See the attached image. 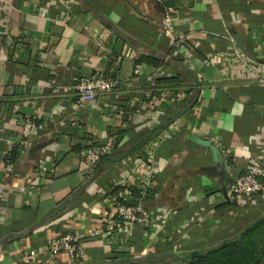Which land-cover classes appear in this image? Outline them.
I'll return each instance as SVG.
<instances>
[{"label": "crops", "instance_id": "crops-1", "mask_svg": "<svg viewBox=\"0 0 264 264\" xmlns=\"http://www.w3.org/2000/svg\"><path fill=\"white\" fill-rule=\"evenodd\" d=\"M5 1L0 264H27L22 257L29 251L38 253L32 264H45L49 239L96 228L112 200L128 195L136 183L148 181L157 190L151 203L139 205L152 216L162 210L168 216L159 214L147 225L120 223L108 236L83 238L85 264H154L150 260L165 252L213 247L264 216L263 196L228 195L227 202L221 194V183L227 189L242 164H264V85L245 78L235 64L208 61L244 53L234 35L245 55L264 61V0H75L68 10L56 0ZM136 64L139 75L133 74ZM85 74H115L119 82L86 102L74 88ZM149 91L168 100L180 95L185 109L150 141L144 156L107 160L86 172L76 148L81 135L105 142L129 128L133 134L116 151L122 153L160 126L159 107L143 97ZM25 121L34 124L30 141L21 147L14 171L6 173L4 157L21 140ZM171 123L177 127L165 138ZM193 137L215 144L224 161L223 182L202 172L215 162L211 149ZM138 158L146 165L135 166ZM110 182L120 188L112 192ZM205 187L214 192L207 195ZM233 201L236 208L224 206ZM173 219L174 229L168 227ZM47 264L66 263L61 258Z\"/></svg>", "mask_w": 264, "mask_h": 264}, {"label": "built area", "instance_id": "built-area-1", "mask_svg": "<svg viewBox=\"0 0 264 264\" xmlns=\"http://www.w3.org/2000/svg\"><path fill=\"white\" fill-rule=\"evenodd\" d=\"M75 0H56V2L65 10L69 9V5ZM10 3L5 0H0V5ZM53 20H56L55 18ZM171 30V27H169ZM184 39L180 36V39ZM217 60L218 66L230 67L233 64L239 66L242 70V74L245 78H250L264 85V61L248 57L244 53H235L232 56H212L208 58L210 60ZM207 61V60H206ZM134 75L141 74V66L136 64L133 70ZM118 78L115 76H101V75H91L85 74L80 76L74 88L77 91L80 99L86 102H94L95 98L101 93H107L113 90L118 85ZM150 103L158 106L159 108L165 103L169 102L167 99V94L162 92H145L143 94ZM177 99H183L180 95H177ZM34 124L31 121H25L22 124V138L16 144L18 146H25L29 141L32 134ZM177 127L175 123L169 124V133L164 135L165 138L171 137L174 129ZM109 141L103 142L98 145H92L81 151L82 156V166L86 172H92L94 167L100 162V160L109 155L112 152L113 144ZM12 150L9 148L6 155ZM9 156V155H8ZM224 158L227 162L232 161L230 152L224 150ZM133 164L137 166L138 164L146 165V161L142 159H136ZM15 162H5L3 170L6 173H11L14 171ZM147 182L141 184H135L136 187H144ZM134 186V185H132ZM228 194L231 197H247L251 198L256 195L264 197V164L256 161H248L242 164V170L236 176H234L227 188ZM163 215L167 217L168 213L166 210H162L161 213L157 215ZM104 217L102 223L96 228H90L83 235H76L72 233L58 234L53 236L47 242L44 248L43 254L45 256V264L57 262L59 259L63 258L66 264H85L82 240L83 238H100L103 236H108L114 232L120 223L133 224V225H147L154 215L144 210L139 204L136 205H125L117 200H112L111 210H106L103 213ZM38 253L35 251L26 252L22 259L27 264H32L35 262Z\"/></svg>", "mask_w": 264, "mask_h": 264}, {"label": "trees", "instance_id": "trees-1", "mask_svg": "<svg viewBox=\"0 0 264 264\" xmlns=\"http://www.w3.org/2000/svg\"><path fill=\"white\" fill-rule=\"evenodd\" d=\"M161 64V62H157L158 66H161ZM112 75L115 76V74ZM159 82H161V80H159ZM182 105L183 104L180 100L174 96L170 97L169 102L159 108L162 114L160 117L162 121L161 124H159L160 126L150 129L144 138L128 146L127 149L122 151V153L116 152L119 149L118 146L122 140L125 139V137H130L133 134V130L125 128L120 132V138H111L110 142L113 144L112 152L109 155L104 156L93 170L107 160L115 159L121 161L130 157L144 156L145 150L150 141L165 129V126L172 121L173 116L182 114V111L185 109V106ZM89 141H91L89 135L86 133L81 135L80 143L77 144L76 148L82 151L89 146L103 143ZM20 149L21 146H14L12 150L5 155V161L16 162ZM108 186H111L113 189L112 192H114L117 188H120V186L114 184L113 182H110ZM127 191L129 193L128 195L125 197L116 196V200L125 205H148L154 200V196L157 193L155 187L148 186H129ZM204 192L207 195H210L214 192V189L212 187H205ZM224 206L237 207L235 201L229 204L225 203ZM243 209H249V206H245ZM177 223L176 219H173L169 222L168 227L173 226L172 228L174 229V225ZM168 259H171L174 263L179 264H264V216H260L249 225L242 227L233 237L225 238L218 244L206 250L196 249L184 253L180 252L178 254L175 252L171 254L165 252L160 256L154 257V259H151L150 262L158 264Z\"/></svg>", "mask_w": 264, "mask_h": 264}, {"label": "water", "instance_id": "water-1", "mask_svg": "<svg viewBox=\"0 0 264 264\" xmlns=\"http://www.w3.org/2000/svg\"><path fill=\"white\" fill-rule=\"evenodd\" d=\"M233 40L243 50V52L247 54V52L244 50L242 40L236 35L233 36ZM193 138L197 143L205 145L211 149L212 157L215 162V166L205 167L204 169H202V172H204L209 176H220L221 177L220 181L223 182V175H225L224 161L222 160L221 155L217 152L215 144H213V142L205 138H201V137H193ZM221 194L223 198L228 202L229 194L226 189V186L223 183H221Z\"/></svg>", "mask_w": 264, "mask_h": 264}, {"label": "rangeland", "instance_id": "rangeland-1", "mask_svg": "<svg viewBox=\"0 0 264 264\" xmlns=\"http://www.w3.org/2000/svg\"><path fill=\"white\" fill-rule=\"evenodd\" d=\"M246 210H248V209H246ZM211 237H212V235L208 236L209 239H210ZM160 264H162V263H160ZM164 264H170V263H166V262H164ZM175 264H179V263H175Z\"/></svg>", "mask_w": 264, "mask_h": 264}]
</instances>
